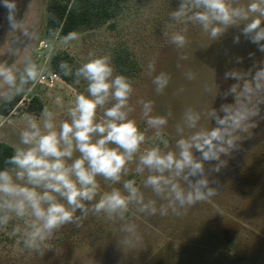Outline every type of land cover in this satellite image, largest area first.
Masks as SVG:
<instances>
[{"label":"clouds","instance_id":"1","mask_svg":"<svg viewBox=\"0 0 264 264\" xmlns=\"http://www.w3.org/2000/svg\"><path fill=\"white\" fill-rule=\"evenodd\" d=\"M3 3L8 9V35L19 32L28 36L16 19V0ZM31 6L30 2L28 8ZM170 19L185 26L170 36L177 50L189 43L184 34L187 25L196 24L211 40L237 29L233 44H239L243 36L264 54V0H177ZM50 35L58 33L50 30ZM78 38L72 31L60 37V43L68 46ZM20 42L19 36H13L6 48L8 57L20 55ZM254 55L249 53V58ZM179 59L187 60L188 56L181 53ZM243 59L235 57V63L242 64ZM58 67L63 76L75 77V85L83 82L84 92L68 103L66 118L58 122L48 106L39 116L24 112L19 128L9 120L17 142L0 169V228L19 221L13 224L10 235L20 237L23 249L30 253L43 255L51 250L49 242L65 225L80 228L89 215L100 214L122 222L121 245L140 246L143 236L130 222V209L147 216H180L198 203L211 201L222 187L216 175L228 166L234 152L242 150V137L264 120V59L254 60L247 70L224 72L223 78L234 82L222 94L216 92L222 101L219 107L205 113L185 108L175 125L174 148L163 134L173 115L171 109L165 115H154L152 101L137 100L146 123L142 130L132 116L136 111L130 102L133 84L116 73L109 55L90 51L74 71L64 60ZM147 69L150 75L156 71L153 63ZM42 71L30 55L20 61H0V108L30 93ZM184 75L189 81L196 79L191 70ZM170 80L163 71L153 76L156 94H162ZM204 91L212 92L213 87L205 84ZM54 102L64 105L61 96ZM202 116L211 127L201 124ZM149 130L151 136L147 135ZM131 165H135L136 174L147 173L142 186L135 179H123ZM101 179L108 186L102 194ZM142 188L155 198H146Z\"/></svg>","mask_w":264,"mask_h":264},{"label":"rangeland","instance_id":"2","mask_svg":"<svg viewBox=\"0 0 264 264\" xmlns=\"http://www.w3.org/2000/svg\"><path fill=\"white\" fill-rule=\"evenodd\" d=\"M30 2L32 6L28 8ZM49 2L16 0V19L29 35L13 34L20 38L21 52L10 58L6 48L13 36L8 35V9L0 0V61H20L30 55L43 69L19 107L8 117L0 115V141L10 145L17 142V136L9 120L19 128L23 125L20 116L24 112L39 116L41 109L48 106L56 113L58 122L66 118L68 103L76 94L84 92L83 82L75 85L62 78L53 87L48 86L46 79L52 74L50 61L58 53L70 54L75 66L90 51L96 55L107 54L117 74L120 72L116 57L129 55L134 64L132 77L128 78L134 88L130 102L136 105L137 100L152 101L154 115H165L171 109L173 115L163 129L170 148H174L175 125L185 108L191 106L205 113L219 107L222 101L216 92L220 90L222 94L234 82L225 80L224 72L247 70L254 60L264 59V54L243 36L239 44L232 43L237 29H230L222 39L211 40L196 24L187 25L184 34L189 43L185 49L177 50L170 36L185 27L170 19L177 0H128L114 20L83 31L77 40L64 46L59 36L50 35ZM181 53L188 59H179ZM249 53L255 54L252 59ZM235 57H243V63L236 64ZM149 63L156 69L151 75L147 69ZM188 70L196 74V79L185 78ZM161 71L168 73L171 80L158 95L152 78ZM205 84L212 86L213 91L205 92ZM56 96L63 98V107L55 104ZM228 100L231 102V97ZM132 116L143 130L146 123L138 105ZM201 124L211 127V122L203 116ZM151 134L149 130L147 135ZM241 149L228 158V166L216 175L222 187L211 201L198 203L180 216H147L130 209L127 214L130 222L137 225L143 236V243L136 248L119 243L124 236L120 231L122 222L100 214L89 215L80 228L65 225L49 242L51 250H45L43 255L30 253L23 249L20 237L10 235L13 224L19 223L13 221L7 229L0 228V264H264V120L258 121L257 127L242 137ZM146 174H136L135 165H131L128 176L123 179H135L142 186ZM100 182L102 194L108 186L102 179ZM142 191L146 198H155L150 190L142 188Z\"/></svg>","mask_w":264,"mask_h":264},{"label":"trees","instance_id":"3","mask_svg":"<svg viewBox=\"0 0 264 264\" xmlns=\"http://www.w3.org/2000/svg\"><path fill=\"white\" fill-rule=\"evenodd\" d=\"M128 0H50L48 11V29L58 33L59 37L75 31L81 34L83 31L106 25L114 20L122 7ZM61 60L67 61L73 71L76 66L74 59L68 53H58L50 61V70L59 75L67 83L74 80V76L65 77L62 75L58 64ZM116 64L120 74L127 78L132 77L133 65L129 55L119 54L116 57ZM24 96L17 97L16 100L4 108H0V115L8 117L19 107ZM12 145L0 141V169L4 167L6 157L12 155Z\"/></svg>","mask_w":264,"mask_h":264},{"label":"built area","instance_id":"4","mask_svg":"<svg viewBox=\"0 0 264 264\" xmlns=\"http://www.w3.org/2000/svg\"><path fill=\"white\" fill-rule=\"evenodd\" d=\"M60 79H61V77L59 75L52 72V74L49 76V80L46 79V82L48 83V86L53 87L55 85L56 81H58Z\"/></svg>","mask_w":264,"mask_h":264}]
</instances>
